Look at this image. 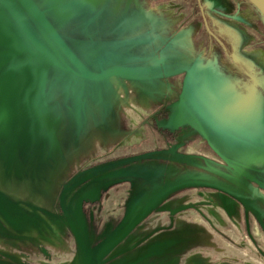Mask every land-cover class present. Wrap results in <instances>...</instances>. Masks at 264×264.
Listing matches in <instances>:
<instances>
[{"label": "rangeland", "instance_id": "rangeland-1", "mask_svg": "<svg viewBox=\"0 0 264 264\" xmlns=\"http://www.w3.org/2000/svg\"><path fill=\"white\" fill-rule=\"evenodd\" d=\"M0 264H264L249 0H0Z\"/></svg>", "mask_w": 264, "mask_h": 264}, {"label": "water", "instance_id": "water-1", "mask_svg": "<svg viewBox=\"0 0 264 264\" xmlns=\"http://www.w3.org/2000/svg\"><path fill=\"white\" fill-rule=\"evenodd\" d=\"M264 16V0H249Z\"/></svg>", "mask_w": 264, "mask_h": 264}]
</instances>
